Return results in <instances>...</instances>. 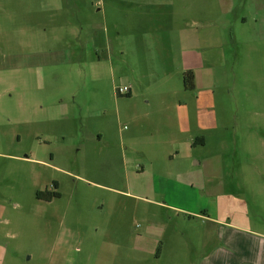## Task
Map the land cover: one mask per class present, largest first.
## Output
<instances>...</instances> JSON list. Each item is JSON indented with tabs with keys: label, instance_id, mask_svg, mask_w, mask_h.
Returning a JSON list of instances; mask_svg holds the SVG:
<instances>
[{
	"label": "rangeland",
	"instance_id": "rangeland-1",
	"mask_svg": "<svg viewBox=\"0 0 264 264\" xmlns=\"http://www.w3.org/2000/svg\"><path fill=\"white\" fill-rule=\"evenodd\" d=\"M169 1L0 0V264H240L264 240V0Z\"/></svg>",
	"mask_w": 264,
	"mask_h": 264
},
{
	"label": "crops",
	"instance_id": "crops-1",
	"mask_svg": "<svg viewBox=\"0 0 264 264\" xmlns=\"http://www.w3.org/2000/svg\"><path fill=\"white\" fill-rule=\"evenodd\" d=\"M132 2L138 4V6H142V7H144V6H146V7H155L156 6V7H160V8H163V9L173 7V5L170 3L169 0H159V1L158 0L157 1H155V0H132ZM157 3H159V4L157 5ZM171 15H173V14L170 13V15L168 17H170ZM167 23H168V21L166 20L165 21V25ZM170 25H172V22L170 23ZM161 39H162V41H166L168 43H171L170 38L169 39L168 38H161ZM156 41H158V40H156ZM181 53L183 55L184 54L185 55L192 54L193 53V49H192V47H188L187 49H182ZM199 55L202 57L200 52H199ZM188 71L193 73L194 79L196 80V73H195L196 71H195V69L191 70L189 68V69H187V72ZM194 85H195V83H194ZM181 133H182V131H181ZM196 143L203 144V140L202 139L201 140L197 139L195 143H192V139H187V141H185L181 146L186 149L187 147L195 146ZM202 218L203 219H207V220H209V219L212 220L213 219V218H210V215H203ZM253 240H254V246H253L252 251L250 250V252H249L250 255H248V256L241 255L240 264H264V240L260 239V238L257 239L255 237H253ZM220 263L221 264H226V263H223L222 261H218V264H220Z\"/></svg>",
	"mask_w": 264,
	"mask_h": 264
},
{
	"label": "trees",
	"instance_id": "trees-1",
	"mask_svg": "<svg viewBox=\"0 0 264 264\" xmlns=\"http://www.w3.org/2000/svg\"><path fill=\"white\" fill-rule=\"evenodd\" d=\"M193 80H194V76H193L192 72L188 71V72L184 73L183 82H184V87L186 89H189V90L194 89ZM58 196H59V194H57V193H50L48 196V199H52L53 197H58Z\"/></svg>",
	"mask_w": 264,
	"mask_h": 264
},
{
	"label": "flooded vegetation",
	"instance_id": "flooded-vegetation-1",
	"mask_svg": "<svg viewBox=\"0 0 264 264\" xmlns=\"http://www.w3.org/2000/svg\"><path fill=\"white\" fill-rule=\"evenodd\" d=\"M38 194H39V195H38ZM49 194H50V192H48L47 190H44V191H38V192L36 193V198H37L38 200L43 201V200L46 199V197L49 196ZM44 198H45V199H44Z\"/></svg>",
	"mask_w": 264,
	"mask_h": 264
},
{
	"label": "built area",
	"instance_id": "built-area-1",
	"mask_svg": "<svg viewBox=\"0 0 264 264\" xmlns=\"http://www.w3.org/2000/svg\"><path fill=\"white\" fill-rule=\"evenodd\" d=\"M123 92H124V93H129V88L124 87V88H123Z\"/></svg>",
	"mask_w": 264,
	"mask_h": 264
}]
</instances>
